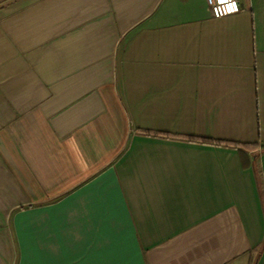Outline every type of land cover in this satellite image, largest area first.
Segmentation results:
<instances>
[{
  "label": "crops",
  "instance_id": "obj_1",
  "mask_svg": "<svg viewBox=\"0 0 264 264\" xmlns=\"http://www.w3.org/2000/svg\"><path fill=\"white\" fill-rule=\"evenodd\" d=\"M237 1L0 5V264H264V0Z\"/></svg>",
  "mask_w": 264,
  "mask_h": 264
},
{
  "label": "built area",
  "instance_id": "obj_2",
  "mask_svg": "<svg viewBox=\"0 0 264 264\" xmlns=\"http://www.w3.org/2000/svg\"><path fill=\"white\" fill-rule=\"evenodd\" d=\"M206 2L211 16L215 19L224 18L239 11L237 0H206Z\"/></svg>",
  "mask_w": 264,
  "mask_h": 264
},
{
  "label": "trees",
  "instance_id": "obj_3",
  "mask_svg": "<svg viewBox=\"0 0 264 264\" xmlns=\"http://www.w3.org/2000/svg\"><path fill=\"white\" fill-rule=\"evenodd\" d=\"M7 1H9V0H0V5L7 2ZM196 139H200L202 142H204L206 144L217 143V144L239 145L238 143L229 142V141H213V140L207 139V138H196Z\"/></svg>",
  "mask_w": 264,
  "mask_h": 264
},
{
  "label": "snow or ice",
  "instance_id": "obj_4",
  "mask_svg": "<svg viewBox=\"0 0 264 264\" xmlns=\"http://www.w3.org/2000/svg\"><path fill=\"white\" fill-rule=\"evenodd\" d=\"M233 7H234V5H233Z\"/></svg>",
  "mask_w": 264,
  "mask_h": 264
}]
</instances>
